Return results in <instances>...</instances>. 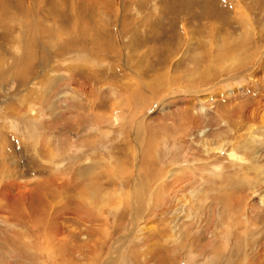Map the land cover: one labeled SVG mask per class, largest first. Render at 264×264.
Segmentation results:
<instances>
[{"label":"rangeland","instance_id":"obj_1","mask_svg":"<svg viewBox=\"0 0 264 264\" xmlns=\"http://www.w3.org/2000/svg\"><path fill=\"white\" fill-rule=\"evenodd\" d=\"M106 2L94 23L119 31L122 65V50L59 58L63 38L38 41L29 83H0V130L24 144L0 143V264H264V0ZM1 35L11 62L19 47ZM84 81L105 123L81 133ZM66 103L84 104L80 125ZM34 161L33 178L10 173Z\"/></svg>","mask_w":264,"mask_h":264},{"label":"bare ground","instance_id":"obj_2","mask_svg":"<svg viewBox=\"0 0 264 264\" xmlns=\"http://www.w3.org/2000/svg\"><path fill=\"white\" fill-rule=\"evenodd\" d=\"M117 1V0H115ZM130 1V0H129ZM104 4H108L106 2V0H0V29H3L4 31V35H1L2 39L7 42V43H13L16 44L18 48L17 50V57L12 58L11 62H5V60H2V55H0V83L8 84L10 78H12V74H14V80L13 81V85L16 86V88L21 86V82L23 81V83H29L28 79H30L31 75H32V67L34 68V65L38 63H41V61L43 59H36L38 56V52H36V50H34V44L38 43V41H40L41 43L46 42V47H49L47 45L48 44H55L60 42V39H64V42L61 43V53L57 54V56L59 58H63L67 55H71L75 57H82L83 55H97V54H102V51L107 49V53L106 54H115V53H120V51L123 49V46H121L122 44H119L120 41H122V39L120 40L119 38H121V34H119L116 30H110L107 36H103L104 35V31L105 30L103 28L102 30V26H101V22H96V26L94 23V20L96 18L99 17V11L102 9V5ZM119 6V5H118ZM108 7V6H107ZM107 10V9H106ZM117 11V10H116ZM108 12V10L106 11ZM125 13V12H124ZM101 14V13H100ZM98 16V17H97ZM114 16V15H113ZM117 16V15H116ZM119 16V15H118ZM123 18V27L126 26L127 28L130 26V18L128 16L127 13L122 15ZM5 19V21H4ZM102 19V18H101ZM100 20V19H99ZM102 21V20H101ZM100 24V25H99ZM140 24V23H139ZM110 25V24H109ZM115 25V24H114ZM125 28V27H124ZM118 30V29H117ZM126 33V32H125ZM187 33V32H186ZM105 42H107L105 44ZM134 43L129 44L130 45V50L133 51L134 49H136L138 47V45L136 44L135 41H133ZM103 43L105 45H103ZM96 45L97 48L95 47ZM33 46V47H32ZM45 48V47H44ZM127 48V47H124ZM11 49V48H10ZM46 50L48 51L49 48H45L44 52L46 53ZM137 50V49H136ZM135 50V51H136ZM60 51V50H59ZM231 51V50H230ZM1 52V51H0ZM126 51L121 52L120 57L118 58L121 62L122 65V58H124L123 56L126 54ZM137 52V51H136ZM7 53V52H6ZM5 53V54H6ZM49 53V51L47 52ZM135 53V52H134ZM139 53V52H138ZM1 54V53H0ZM140 54V53H139ZM52 55V54H51ZM4 56V55H3ZM137 56V54H136ZM36 57V58H35ZM126 57V62L129 60V62H132V59L130 60V58L127 56ZM142 58V56H141ZM144 58V57H143ZM40 59V60H39ZM137 59V58H136ZM140 59V57H139ZM38 60V61H37ZM59 60V59H58ZM48 61V60H47ZM130 62V63H131ZM51 63V62H50ZM119 63V62H118ZM241 63V62H240ZM55 65V66H54ZM53 70L56 69V67L59 65H56V63H54ZM130 66L132 65L129 64ZM135 65V64H133ZM72 65H69V67L67 66L66 68V72L67 71H71L74 68L71 69ZM123 66L127 69H130L129 66H127L126 64H123ZM139 66V65H138ZM162 66V65H161ZM258 70L256 71V73H260L261 68H264V55L263 58H261V61L258 65ZM119 68V66H117ZM136 67V66H135ZM140 67V66H139ZM37 68V67H36ZM142 68V67H140ZM120 69H122V67L120 66ZM85 70V69H84ZM142 70V69H141ZM138 72H141L140 70H137ZM49 72V71H48ZM84 72V71H83ZM85 73V72H84ZM51 74V73H50ZM87 74V73H86ZM252 74V73H251ZM35 75V74H34ZM42 75V74H41ZM68 78V83L72 81H74L72 79V74L69 76V74H67ZM122 76V75H121ZM252 76V75H251ZM22 77V78H21ZM33 77V76H32ZM41 77V76H40ZM258 77V76H257ZM22 80V81H21ZM31 80V79H30ZM41 80V79H40ZM47 80V79H46ZM56 80V79H55ZM54 81V80H52ZM58 81V80H57ZM257 81V80H256ZM31 82V81H30ZM51 82V81H50ZM56 82V81H54ZM33 83V82H31ZM140 83V82H139ZM2 84V85H3ZM35 84V83H34ZM85 81L82 84V88L81 91L82 94L84 95L85 99L87 100V102L89 103L88 105L91 106L90 110V116L87 119V124L84 125V130L81 133H85V131L88 129L86 128L88 125V127L90 128V124H103L105 123L104 119L102 118V116L100 115H96L94 112V105H97V103L95 102V100H91L90 99V95H89V91L92 89L86 88L84 87L85 85ZM33 87H39V85H33L31 84ZM140 85V84H139ZM139 87V86H138ZM36 88V89H37ZM140 88V87H139ZM143 88V87H142ZM196 89V88H195ZM31 90V89H30ZM27 91V90H26ZM35 91V90H34ZM194 91V90H193ZM76 92V91H75ZM36 93V92H35ZM32 95V94H31ZM42 97V96H41ZM29 98V96H28ZM31 98V97H30ZM37 100V99H35ZM28 101V100H26ZM31 101V100H30ZM140 101V100H139ZM48 103V102H46ZM18 104V103H17ZM22 104V103H21ZM27 104V103H24ZM20 105V104H19ZM77 106L78 104H74L72 105V103L68 104L66 103V107L65 109L62 111V118L64 121L67 120V122L69 124V115L71 116V114H76L77 116V122H75L74 120L72 123L73 124H77L78 121L81 122L79 120L80 116L83 115L82 113H80L79 111H74L73 109L75 108V106ZM26 106V105H25ZM79 106V105H78ZM82 106H84V104H80L79 109L80 111L82 110ZM101 106V105H99ZM8 108V107H7ZM15 108V107H14ZM18 108V107H17ZM29 108V107H28ZM60 108V107H59ZM88 108V107H87ZM19 109V108H18ZM13 110V109H12ZM119 110V109H118ZM117 109H112V113L110 115L109 118V122H111L110 124L113 126H117V125H121V121H123V119H121V114ZM14 111V110H13ZM258 111V115L261 118V121L264 123V108L262 110L261 107H258L257 110H255V112ZM8 112V111H7ZM22 112V110H21ZM86 112V111H85ZM84 112V113H85ZM89 112V111H88ZM15 113V112H14ZM23 113V112H22ZM30 116L32 115L35 119H39L40 120V116L38 117L39 111L38 110H34L31 109L30 110ZM124 113V112H123ZM19 111H18V115H19ZM27 114V113H26ZM46 114V113H45ZM87 114V113H86ZM254 114V112H253ZM256 114V113H255ZM6 115V114H5ZM17 115V114H16ZM54 115V113H53ZM31 116V117H32ZM47 116V115H46ZM43 117V114H42ZM75 118V117H73ZM3 119V118H2ZM32 119V118H30ZM51 122L54 124V119L51 118ZM82 119V118H81ZM86 119V117H85ZM5 120V119H4ZM62 120V119H61ZM83 120V119H82ZM17 121V120H16ZM63 121V122H64ZM15 122V121H14ZM59 122V120H58ZM57 122V124H58ZM107 122V121H106ZM6 123V122H5ZM33 123V122H32ZM31 123V124H32ZM39 123V121H38ZM41 125H43V127H41V129H45L48 131H53V127L46 126L45 121H43L42 119L40 120ZM261 123V122H260ZM66 124V125H68ZM71 124V123H70ZM80 125V123H78ZM7 125V124H6ZM56 125V123L54 124ZM83 125V124H82ZM58 126V125H57ZM263 126V125H262ZM83 127V126H82ZM9 128V127H6ZM17 128V127H16ZM66 128V127H65ZM70 128V127H69ZM31 129V128H29ZM56 129V128H55ZM30 130H28L29 132ZM33 131V130H32ZM57 131V129L55 130ZM25 130L23 131L24 133H28ZM7 132L4 131L3 128H1L0 130V143H3V149L6 146L5 143H9L10 140L11 142L13 141L14 144L9 143L8 145L12 148L17 149L16 151H22L23 148L21 145V140L16 139L14 140L13 138V133H9L7 134ZM31 133V132H30ZM34 133V132H33ZM40 133V132H39ZM52 133V132H51ZM54 134V133H53ZM57 134V133H56ZM27 135V134H25ZM32 135V134H31ZM63 135V134H62ZM81 135V134H80ZM36 136V135H35ZM32 137V136H31ZM34 138V136H33ZM10 139V140H9ZM29 139V138H28ZM60 139V138H59ZM81 139V138H80ZM43 142V141H42ZM47 142V141H44ZM28 143V142H27ZM5 145V146H4ZM47 145V144H46ZM83 145H85L83 143ZM1 146V145H0ZM65 146V145H64ZM69 146V145H68ZM49 147V146H48ZM51 147V146H50ZM85 147V146H84ZM38 148V147H37ZM138 148V147H137ZM6 149V148H5ZM7 149L9 150V147L7 146ZM11 149V148H10ZM52 149V147H51ZM64 151V149H62ZM129 150V149H128ZM137 150V149H136ZM7 151V150H6ZM10 151V150H9ZM13 151V150H12ZM28 151V150H27ZM51 151V150H50ZM232 151V150H231ZM24 152V151H23ZM49 152V151H48ZM53 152V151H51ZM1 153V152H0ZM36 153V152H35ZM46 153V152H45ZM232 153V152H231ZM8 154H10L8 152ZM20 154V153H19ZM25 154V153H24ZM39 154V153H38ZM42 154V153H41ZM44 154V152H43ZM52 154V153H51ZM51 154L48 155L49 157H51ZM2 155V154H1ZM36 155V154H35ZM9 156V155H8ZM46 156V155H45ZM44 156V158H45ZM29 157V156H28ZM32 157V156H31ZM47 157V156H46ZM3 158V157H2ZM8 158V157H7ZM42 158V157H41ZM231 158V157H230ZM39 158L37 157L36 160H38ZM59 159V158H58ZM57 159V160H58ZM238 159V158H237ZM47 160V159H46ZM2 161V160H1ZM49 161V160H48ZM63 161V160H62ZM29 162V161H28ZM19 163V162H18ZM14 166L17 163H13ZM58 164V163H57ZM55 164V165H57ZM12 166V167H14ZM58 166V165H57ZM2 167V166H1ZM20 167V166H19ZM25 170L26 173H22L20 171V168H10V173H15L17 174V176H21L23 178H25L26 176L33 178L34 174L36 172V170H39L38 167H40L39 165L36 164V162L34 161V163L32 164H26L25 165ZM60 167V166H59ZM73 167V166H72ZM6 168V167H5ZM23 170V169H21ZM24 170V171H25ZM58 170V169H57ZM9 171V170H7ZM43 171V170H42ZM5 172V171H4ZM40 172V171H38ZM75 173V172H74ZM8 174V173H7ZM33 174V176H31ZM43 174V173H42ZM58 175L55 176V178L61 180L63 179L62 174L61 173H57ZM142 174V173H141ZM10 175V174H9ZM73 175V174H72ZM79 175V178L81 179V182L83 183V181H85V174H77ZM144 175V174H143ZM58 176V177H57ZM71 176V175H69ZM108 176V175H107ZM146 176H148V174H146ZM44 177V176H43ZM74 178H76V175L73 176ZM121 177V176H120ZM145 177V176H144ZM160 177V176H159ZM172 177V175H171ZM170 177V178H171ZM1 178V177H0ZM18 178V177H17ZM51 178V177H50ZM54 178V180H55ZM130 178V177H129ZM169 177H166L164 180H162V182L165 181V183H167V179H170ZM57 179V180H58ZM70 179V178H69ZM79 179V180H80ZM143 179V178H142ZM146 179V178H145ZM144 179V180H145ZM2 179H0L1 181ZM9 180V179H8ZM14 180V178H13ZM19 180V179H18ZM32 180V179H31ZM58 180V181H59ZM65 180V179H64ZM132 180V179H131ZM4 181V180H3ZM52 181V179H51ZM71 181V180H70ZM68 182V184H70L71 182ZM143 182V181H142ZM161 182V183H162ZM21 184V183H20ZM67 184V185H68ZM144 184V183H143ZM38 185V184H37ZM40 185V184H39ZM54 184H51V186H53ZM16 186V185H15ZM90 186V185H88ZM142 186V185H141ZM91 187V186H90ZM144 187V186H143ZM173 187V186H172ZM35 189V188H34ZM36 190V189H35ZM52 191V190H51ZM83 191V190H82ZM29 192V190H28ZM27 192V193H28ZM32 192V191H31ZM100 192V191H98ZM149 193V192H148ZM147 193V194H148ZM151 193V192H150ZM171 193V192H170ZM21 194V193H20ZM90 194V193H89ZM146 194V195H147ZM62 194H60L61 197ZM96 195V194H95ZM153 196V194H151ZM66 196V195H65ZM148 196V195H147ZM54 197V196H52ZM70 197V196H69ZM93 197V196H92ZM100 197V196H99ZM98 197V198H99ZM150 200L152 199L151 196H149ZM81 198V197H80ZM20 199V198H19ZM29 199V198H28ZM64 199V197H63ZM68 199V198H67ZM70 199V198H69ZM91 199V198H89ZM87 200V199H85ZM95 200V199H94ZM100 200V199H99ZM93 202V201H92ZM79 203V202H78ZM82 203V202H80ZM79 203V204H80ZM85 204V203H84ZM99 204V203H98ZM140 205V204H139ZM86 206V205H84ZM101 206V205H100ZM64 207V206H63ZM137 207V206H136ZM135 207V208H136ZM77 208V207H76ZM80 208H84L81 207ZM95 208V207H94ZM139 208V207H138ZM137 208V209H138ZM1 209V208H0ZM3 209V208H2ZM58 209V208H57ZM87 209V208H86ZM100 209V208H99ZM85 210V209H84ZM141 210V209H140ZM16 211V210H15ZM79 211V210H76ZM82 211V210H81ZM86 211V210H85ZM84 211V212H85ZM136 211V210H134ZM90 212V211H88ZM50 213V212H49ZM61 213V212H60ZM86 213V212H85ZM83 214V213H82ZM88 214V213H87ZM98 215V214H97ZM96 215V216H97ZM93 216V215H91ZM13 217V216H12ZM11 218V217H10ZM13 219V218H12ZM32 220V219H31ZM36 220V219H35ZM87 221V220H86ZM39 222V221H38ZM11 223V222H10ZM84 224V222H83ZM44 226V225H43ZM88 229V228H87ZM35 230V229H34ZM42 233V232H41ZM40 241V240H39ZM101 243V242H100ZM39 245V244H38ZM170 254V253H169ZM169 260V257H167ZM170 263V262H169Z\"/></svg>","mask_w":264,"mask_h":264}]
</instances>
